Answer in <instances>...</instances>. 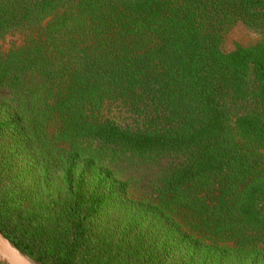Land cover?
<instances>
[{
  "label": "trees",
  "instance_id": "obj_1",
  "mask_svg": "<svg viewBox=\"0 0 264 264\" xmlns=\"http://www.w3.org/2000/svg\"><path fill=\"white\" fill-rule=\"evenodd\" d=\"M0 231L41 264H264V0H0Z\"/></svg>",
  "mask_w": 264,
  "mask_h": 264
},
{
  "label": "water",
  "instance_id": "obj_2",
  "mask_svg": "<svg viewBox=\"0 0 264 264\" xmlns=\"http://www.w3.org/2000/svg\"><path fill=\"white\" fill-rule=\"evenodd\" d=\"M0 264H40L23 253L0 231Z\"/></svg>",
  "mask_w": 264,
  "mask_h": 264
},
{
  "label": "rangeland",
  "instance_id": "obj_3",
  "mask_svg": "<svg viewBox=\"0 0 264 264\" xmlns=\"http://www.w3.org/2000/svg\"><path fill=\"white\" fill-rule=\"evenodd\" d=\"M255 38L256 37L252 33H249L242 24H237L227 35V46H233L238 43L246 44L252 42ZM135 186L138 187L137 185Z\"/></svg>",
  "mask_w": 264,
  "mask_h": 264
}]
</instances>
